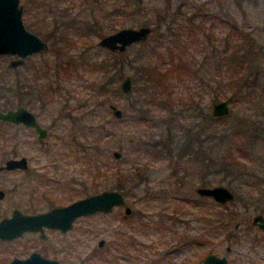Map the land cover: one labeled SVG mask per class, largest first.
<instances>
[{"label":"rangeland","instance_id":"rangeland-1","mask_svg":"<svg viewBox=\"0 0 264 264\" xmlns=\"http://www.w3.org/2000/svg\"><path fill=\"white\" fill-rule=\"evenodd\" d=\"M45 1L50 4L44 7L42 3L40 4V0H19L22 5L21 18L25 27L40 28L42 33H35L48 43L47 50L28 56L25 66L30 68L23 70L22 67L21 70L22 79L27 78L31 84L30 94L39 93L41 97L48 100V103L44 104L43 107L39 104L40 100H37L32 108L39 123L47 128V134L42 140H36L35 134H27V136L23 135L22 137L23 140L26 139V152L32 156L31 186L34 196L32 195L33 206L31 208L44 209L49 206V203H66L82 196L88 189L95 187L91 181V174L97 170L99 171L98 176L93 181L97 183L96 185L106 184L109 187L112 183L118 181L121 183L122 177L126 176L127 182L124 181L128 188L127 201L132 209L131 218L133 221L128 226L124 225L123 227L125 232L132 235L134 239L132 248L131 246L127 248L129 254H140V258L138 262H131L126 259L124 262L118 260L119 263L149 264L151 262L153 264V260L160 255L161 258L155 264H193L204 253L211 252L218 255L224 254L228 259L227 264H264V237L251 224L253 214L259 211L264 215V201L256 202L257 207L253 209L250 204H244L240 201L236 194L231 201L221 205L209 197H200L194 192L195 186L214 184L227 186L225 181L220 180L219 174H210L209 167L193 155L190 156L186 153L184 150L186 148L182 149V153L175 149L168 153L161 148V155L156 157L149 151L146 152L140 145L141 142L150 137L154 141L167 125L166 122L157 121L159 119L157 118L158 114L163 113L164 120L173 117L174 122L181 121L177 110L185 104L181 103L180 100L189 102L188 96L191 95L194 100L199 101L205 112L211 115V104L232 93L231 89L225 88L223 84H220L219 87L214 84L208 86L200 82L197 76L182 72L181 68H176L178 72L173 71V66L180 60L189 63L191 66L199 65L202 58L208 55L207 47L209 44H213L216 48L221 47L222 37L228 30L226 24L215 22L210 25L209 18L201 19L199 16L194 17L193 24L190 25L191 22H187L185 17L201 6L207 8L208 11L213 10L219 14L228 12L226 17L230 21L236 22L237 25H244L245 31L251 32V35L258 38L264 45V0H168L171 9L169 12L166 11V19L163 16L165 0ZM179 4L181 6L179 10L184 11V14H179V11L176 14L172 12ZM120 8H124L125 12L121 11ZM63 11L67 13L66 18H62ZM170 19V29L175 34L166 38L163 43L156 44L155 40L159 36V32L164 30L166 22ZM67 20L78 21L77 24H80L81 21H85L86 24L93 22V26L91 33L80 35L75 34L72 28H65L73 40L66 51L54 30L58 29L57 26L62 24L61 22L64 23ZM157 24L160 26L159 30L156 29ZM196 24H200V26L197 27ZM140 25H148L150 27L149 34L143 41L127 46L123 53L115 54L120 63L109 72V76L114 80L111 86L117 88L116 90H119V80L125 74L131 76L132 88L129 93L124 94L119 90L118 93L91 94L93 92H90V88L86 85L97 78L99 72L88 69L70 70L67 73L62 71L59 74L50 71V69L46 76L32 77L35 76L32 69L39 63L46 61L50 65L54 64V60L60 56L72 55L85 47L86 41L90 44L89 52L96 53L98 58L102 57L107 53L105 48L96 44L100 36L121 27ZM93 30L101 34L97 35ZM97 48L103 50L100 51ZM137 54L141 55L140 61L148 59L151 63L156 64L160 72H163L165 89L169 90V94H163L162 97L170 100L175 114L173 112L169 114L166 107L160 105V102H156L157 99H152L151 96L155 94H148L145 90L142 93L139 92L144 82L139 79L135 80L138 62L131 61L129 63L125 61V58L131 60ZM8 59V56H0V71L4 69ZM205 74V78H210L209 72ZM147 91L152 92L153 90L147 87ZM6 95L8 98L5 100L2 97L0 102L6 103L8 106L17 102L16 97L11 98L10 94ZM236 95V99L229 102L228 117L225 120L213 121L212 125L217 130L224 129L230 120H235L238 124H245L253 136L256 134L263 137L264 94H242L240 92ZM136 96H139L137 100L146 103L145 106L149 109V113L154 117L156 116L157 119H153V124L151 121L145 124L131 120L134 110L130 106H132L131 102ZM95 103L106 107L109 111L106 113L102 111L101 113H105L106 118L112 117L114 120L106 125L107 130L111 132L110 134L107 130L103 133L100 132L101 138L97 153L91 158L88 154H83V151L80 150V144L86 145L95 134L86 131L88 129L84 128L85 125L89 124L90 117H97V115H90L92 112L90 109ZM110 103L120 108L124 115L123 119H115L108 108ZM192 114L195 117V113ZM195 119L199 120L200 117H195L192 120V116L184 115L182 124L185 128L190 127ZM168 126L172 128V132L182 133V130L176 129L179 127L178 125V127ZM0 132H3L2 139H5L3 141L5 146L3 149L1 148L2 150L0 149L1 155L9 150L13 142L11 140L13 134L19 139L22 131L16 132L8 126L6 128L0 126ZM237 135L241 136L240 134ZM238 141L240 142L241 138ZM257 141L258 143L255 144L254 142L255 145H251L253 147L251 154L240 152L242 155H237V160L249 168L252 167L249 164L258 166L259 162H264V143ZM243 149L245 150V146ZM113 150L120 152L119 157L112 156ZM136 167L146 168L147 173L140 185L131 188L129 176L132 169L134 170ZM37 173L40 175L37 176ZM113 173L116 175L114 176ZM243 177L246 178V176ZM223 178L228 180V177L224 175ZM251 179L248 177L245 180L244 191L249 189L250 185L247 181L251 182ZM11 182L12 179L0 177V187L6 188L7 193L5 198L0 201V214L7 212L9 205L14 200V202H25V196L22 194L17 193L13 197L11 192L8 194L9 188L11 189ZM257 184H253L254 188L258 186ZM159 187L168 188L172 193V196L168 197L163 204L158 203L154 198H145V188L154 190ZM256 191L252 192L254 198L258 195L259 189ZM239 193L243 195L241 192ZM189 198L192 201H189ZM260 206L263 210L260 209ZM215 210L220 211L216 214ZM139 211L143 217L141 220H134L133 214ZM165 212H167V216L172 214L173 218L163 216ZM155 214L161 215L162 219L159 223ZM215 216L219 217L222 222L219 226H214L210 222L207 223L208 217ZM101 220L104 222V226H101L100 220H80L76 223L78 228L83 229L77 234L78 242L76 243V248H78L80 257L83 259L96 247L98 238L106 237L104 235L105 218H101ZM235 224L238 226L234 229ZM86 228H91V230H85ZM181 235L189 236V240H194L195 244L188 242L185 247L182 245L183 242L175 243V240L179 242ZM137 241L142 243L144 247H138ZM170 244H176L177 248L163 253ZM225 246L230 247L228 252L225 251ZM123 249L125 253L124 246ZM1 255L2 253H0V257ZM96 255L93 253L95 257L82 264H108L104 261L105 255L102 257Z\"/></svg>","mask_w":264,"mask_h":264},{"label":"trees","instance_id":"trees-1","mask_svg":"<svg viewBox=\"0 0 264 264\" xmlns=\"http://www.w3.org/2000/svg\"><path fill=\"white\" fill-rule=\"evenodd\" d=\"M41 3L44 7L50 4L45 0H40V4ZM165 3L166 4L163 7L164 19L167 17L166 11L169 12L171 9L170 1L165 0ZM27 5L28 8H30L29 4ZM180 7V4L177 5L175 10L172 12L176 14L179 11V14H184V11L179 10ZM120 10L125 12L124 8H120ZM227 13L228 12H226V14ZM226 14H219L213 10L208 11L207 8L201 6L185 17L187 22H191L190 25L193 24L192 21L194 17L199 16L201 19L209 18L211 21L210 25L215 22L226 24L228 30L222 37L223 41L221 47L216 48L213 44H209L207 47L208 55L202 58L199 65L191 66L189 63H185L180 60L175 66H173V71L178 72L176 68H181L182 72L197 76L200 82L208 86L214 84L219 87L220 84H223L225 88L231 89V94L233 96L232 100H235L237 96L236 94H239L240 92H242V94H264V45L258 38L251 35V32H246L244 25H237L236 22L230 21V19L226 17ZM63 17H67L66 11L62 12V18ZM61 23L62 24H59L57 26L58 29L56 28L54 32L57 33L58 40L63 43L62 45L65 47L66 51L69 49V44L73 43V40L71 35L67 32L68 30L66 31L65 28H72L75 34L80 35L88 32L91 33L93 26V22L92 24H86L85 21H81L80 24H77L78 21L73 20H67L64 23ZM196 25L197 27L200 26V24ZM159 27V24H157L156 29L159 30ZM170 28L171 19L166 22L165 28H163L164 30L159 32V36L155 40L156 44L163 43L166 38L175 34L174 32L172 33V29ZM41 29L44 30L43 28ZM32 30L34 32L42 33L40 28L37 27ZM93 31L97 35L101 34L95 30ZM85 45L86 48L82 47V49L72 55L67 54L66 57L60 56V58L54 60V64L50 65L46 61L39 63L32 69L35 74V76L32 77L35 78L38 75L46 76L50 71L59 74L62 71L67 73L70 70L78 71V69L94 70L95 72H99L98 77L94 78L86 85L90 88V92H93L91 94H104L108 92L118 93L119 90H116L117 88L115 89L114 86H111V83L114 80L109 76V72H111L112 69L120 63L115 54H121L123 51L115 50L110 52L106 50L107 54L98 58L96 53L89 52V42L86 41ZM97 49L100 51L103 50L101 48ZM152 49H154V47H152ZM139 55L140 54H137L131 60L127 58H125L126 60L124 59L129 63H131V61L138 62L136 66L137 76L135 77V80L139 79L144 82V85L141 87L139 92L142 93L145 90L148 94H155L151 96L152 99H157L156 102H160V105L166 107L169 114L170 112L175 114L173 105L169 102L170 100L162 97L164 96L163 94H169V90L165 89L163 72H160L156 64L151 63L148 59L140 61L142 58L141 55ZM16 69L5 66L4 69L0 71V98L3 97L6 100L8 98V95L6 94L31 93V84L27 81V78L24 77V79H22V69ZM206 72L210 73L208 74L210 75V78H205ZM147 87H150L153 91H147ZM138 98L139 96H136V98L131 102L132 106L130 107L134 110L131 120L136 123L140 122L145 124H148L151 121V124H153V119L159 118L157 119L158 122L167 123L163 131L159 133L158 137L154 139V141L150 137L141 142L140 145L146 152L149 151L150 154L157 157L161 155V148L168 153H170L172 149H175L176 151L178 150L182 153V149L186 148L184 149L186 150V153L190 156L193 155L200 162H204V164L209 167L210 174H219L220 180L225 181L228 188L231 189L234 194H236V197L244 204H250V207L254 209L257 207L255 204L256 202L264 201V162H259L258 166H255V164H249L252 166L249 168L237 160L238 154H251L253 149L251 145H253L254 142L255 144L256 142L258 143L257 140L264 143V136L262 137L256 134L253 136L252 133H249L245 124L243 125L240 122V124H238L235 120H230L224 129L222 128L217 130L212 125V122L216 120H225L228 116H212L207 114L199 101L194 100L191 95L188 96V99L190 100L189 102H183L180 100V102L185 105H182V107L177 110L181 119V121L177 122H174L173 117L167 118L169 120H164L165 118L163 113L161 115L158 114L157 118H155L156 116L154 117L151 113H149V109L145 106L146 103L141 102V100H137ZM5 107H8V105L0 102V108ZM90 111H92L90 112L91 116L97 115V117H90L89 124H87V126L85 125L84 128L88 129L86 131L95 134H93V137L88 140L86 145H84V143L80 144V150L83 151V154H88V156L92 158L93 155L97 153L101 133L107 130L106 125L112 123L114 118H106L105 113L109 110L106 107H102L99 103H95ZM102 111L105 113H101ZM193 112L195 113V117L198 118L199 116L200 119H195L194 123L190 127L185 128L184 124H182V117L184 115H189V117L192 116L193 120L195 118L192 114ZM123 118L124 115L122 113L121 117L118 119ZM168 125H178L179 127L177 126L178 128L176 129L179 131L182 130V133L179 134L178 131L172 132V128ZM107 132H109V130H107ZM110 133L111 132H109V134ZM237 134H240L241 136ZM240 138L241 141L239 142L238 140ZM244 146L245 150L243 149ZM246 149L248 150L247 153ZM98 172L99 171L97 170L95 173L91 174L92 182L96 179V176H98ZM146 173V168L136 167L134 170L132 169L131 175L129 176L130 187L132 188L140 185L142 181H144ZM113 175L115 176L116 174L113 173ZM223 175L228 177V180H225ZM243 176H246V178ZM248 177L252 178L251 182L249 180L247 181L250 187L247 191H244L243 185L246 183L245 180L248 179ZM114 179L116 178L114 177ZM253 184H257L258 186L254 188ZM256 189H259V191L258 195L254 198L252 196V192H257ZM239 192L243 195H240ZM260 209H263L262 206H260ZM219 211L215 210V213L217 214ZM208 222L212 223L214 226H219L222 223L220 218L217 216L208 217L207 223Z\"/></svg>","mask_w":264,"mask_h":264},{"label":"flooded vegetation","instance_id":"flooded-vegetation-1","mask_svg":"<svg viewBox=\"0 0 264 264\" xmlns=\"http://www.w3.org/2000/svg\"><path fill=\"white\" fill-rule=\"evenodd\" d=\"M25 28L33 32L34 34H36L32 29L29 28V26L28 27L26 26ZM46 44H47V49H48V43L46 42ZM45 50H40V51L33 52L27 55L23 59L22 64L16 65L11 68L12 69H16V68L22 69L23 67V69H26V70L29 69L30 68L29 66H25L26 58L28 56H31L32 54H36V53H39ZM0 56L9 57V59L7 60V64L10 59L16 58L15 55H0ZM7 64L6 66L8 67ZM10 97L11 98L16 97L17 102L13 103L11 106L0 108V110H6L8 108L15 109L17 107H23L27 111L31 112L34 115L36 122L39 123V121L37 120V115L32 111L34 102H36L37 100H40L39 104L41 107H43L44 104L48 103V100H45L44 97H41V94H10ZM39 125L42 126L40 123ZM0 126L3 128H6V126H8L9 128L13 129L16 132L20 130L22 131L20 133L21 138L19 139H17V137H14L15 134H13V136L11 137V140L13 142L10 145L9 150L6 151L4 154L0 155V177L12 179V182L10 185L11 189L9 188L8 194L9 192H11L12 197L16 195L17 193L25 196V202H22V201L14 202L15 200L12 201V203L9 205L8 211L5 212L4 214H0V219L5 218V217H11L13 211H19L20 215H33L36 213L45 212L52 207L64 206L70 203L71 201L75 200L73 199V200L67 201L66 203H58V204L49 203V206L44 209H36V208L32 209L31 208V206H33L32 197L34 196V193L32 191L33 187L31 186V181H32L31 178L33 175L32 164H31L32 156L31 154L26 152V148H27L26 139L23 140L22 137L23 135L27 136V134H35L36 140H42L43 137L38 138L37 133L33 130L32 127L25 126L24 124L20 122L13 123V122L0 119ZM42 127L45 128L46 134H47V128L45 126H42ZM2 135H3V132H0V149L1 148L3 149L5 146V143H3L5 139H2ZM23 150L24 152H21ZM20 158L24 159L21 165L16 164L12 168H3L6 161L17 160ZM38 175L40 174L37 173V176ZM73 179L74 181H76L75 178ZM124 180H126L127 182L126 176L122 177L121 183H118L119 182L118 181L116 183L110 184L109 187H107L106 184L96 185L97 183L92 182L93 186L95 187L88 189V191H86L82 196H80V197H83L88 194L97 193L105 189H115L121 193L123 200H124V205H114L108 212L96 211V212L86 214V215H78L72 219L70 223V227H68L65 230H61L57 227H49V226L41 225L40 228H37L34 230L23 231L19 233L18 235H15L9 239H3L0 237V253H2L0 257V264H10V262H12L14 259L20 260V261L29 259L30 264H42L43 260L53 261L54 264H82V263H86V261H88L89 259H92L93 257H95L93 256V253H96L97 254L96 256H101V257L105 255L104 261H106L108 264H124L121 262L119 263L118 260H121L122 262H124L126 261V259H129L131 262H138L140 258L139 257L140 254H136V255L129 254L128 249H127L129 246H131L132 248V246L134 245V239L132 238V235H130L129 233L127 234V232H125V228L123 227L124 225L128 226V224H130L133 221V219L131 218L132 209L128 205V201H127L128 188ZM168 190H169L168 188L166 189L164 187H159L158 189H154V190L145 188L144 189L145 198H148V199L154 198L158 203L163 204V202L166 199H168V197L172 196L171 191L169 190L170 191L169 192ZM0 191H1V194H0V201H1L5 198V195L7 193H6V188L4 189L3 187H0ZM182 199H187V198H182ZM189 201H192V199L189 198ZM125 205H128V207L130 208L129 212H125V209H124ZM161 209L164 210V208H161ZM256 214H260L264 217V215L261 214L259 211L253 214V216ZM155 215L159 223V221H161L162 219L161 215L160 214H155ZM163 216L169 217L170 219L173 218L172 214L170 216H167V212H165ZM133 217H135L134 220L138 221V220H141V218L143 217V214H141L140 211L135 212L133 214ZM252 217H251V224L254 227H256L263 234V237H264V232L261 230V228H259L256 224L252 223ZM101 218H105L106 226L104 228L105 230L104 235L106 237L98 238L96 241V247L93 249L94 252L92 250V252H90L83 259L80 257V252L78 248H76V243L78 242L77 234L82 232L83 229L78 228L76 226V223H78L80 220H83V221L84 220L85 221L86 220H100V222L102 223L101 226H104L103 224L104 222L101 220ZM237 226L238 225L235 224L233 228L235 229ZM85 230H91V228H86ZM189 239H190L189 236L181 235L179 242L175 240V243L183 242L182 245L186 247L188 242L194 243V240L191 241ZM200 243L203 244L202 242ZM122 245L125 248V253H124V249ZM137 245L140 248L144 247V245L140 243L139 241H137ZM96 248H97V251H95ZM176 248H177L176 244H170L169 247H166V250H164L163 253H165L166 251H171L172 249H176ZM179 248L181 247L179 246ZM229 249H230L229 246H225L226 252H228ZM102 250H105V251H102ZM208 254L209 252H207L206 254L204 253L193 264H204V258ZM215 255L219 257L220 256L225 257L226 261L224 264L228 263V259L224 254H219V255L215 254ZM160 258H161L160 255H158L157 258L153 260V264L158 262ZM149 264H151V262Z\"/></svg>","mask_w":264,"mask_h":264},{"label":"water","instance_id":"water-1","mask_svg":"<svg viewBox=\"0 0 264 264\" xmlns=\"http://www.w3.org/2000/svg\"><path fill=\"white\" fill-rule=\"evenodd\" d=\"M22 5L19 0H0V55H15L16 58L8 61V67L22 64L23 59L40 50L47 49V44L38 35L25 28L22 18ZM150 32L148 25L137 27H121L100 36L96 44L108 51H123L132 43L143 41ZM119 90L126 94L131 91L132 78L125 74L119 80ZM233 96L230 94L223 99L214 101L210 107L212 116H225L229 113V102ZM111 114L115 118L121 117V110L115 104H108ZM0 119L22 123L32 127L38 138L46 135L44 127L36 122L34 115L23 107L15 109L0 110ZM118 150L112 151V156L119 157ZM23 158L6 161L3 168H12L14 165H21ZM194 192L199 196L213 199L218 204H224L234 198V193L227 186L222 184L195 186ZM1 194V191H0ZM114 205H124L121 193L115 189H105L97 193L88 194L77 198L70 203L52 207L49 210L33 215H20L19 211H13L11 217L0 219V237L9 239L26 230L40 228L41 225L57 227L65 230L70 227L72 219L78 215H86L96 211L108 212ZM125 212H129L128 205L124 206ZM252 223L256 224L264 232V217L256 214L252 217ZM99 243V242H98ZM225 257L209 253L204 258V264H224ZM10 264H30L29 259L24 261L14 259ZM42 264H54L53 261L43 260Z\"/></svg>","mask_w":264,"mask_h":264}]
</instances>
